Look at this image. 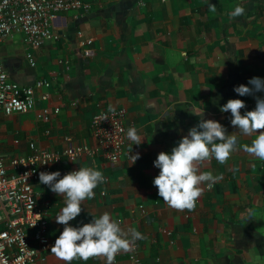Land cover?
<instances>
[{
    "label": "crops",
    "instance_id": "0c3cea01",
    "mask_svg": "<svg viewBox=\"0 0 264 264\" xmlns=\"http://www.w3.org/2000/svg\"><path fill=\"white\" fill-rule=\"evenodd\" d=\"M88 1L89 11L54 19L60 38L53 42L33 47L17 32L2 43L12 79L22 85L41 77L50 81L37 89L34 110L1 118L4 154H30L31 142L58 152L69 144H94L93 114L125 107L142 142L129 139L122 160L83 155L73 164L66 158L59 164L95 167L108 177L69 223L108 212L126 232L141 231L145 238L116 253L112 264H264V160L243 148L256 133L240 134L230 112L219 107L239 95L234 85L264 77V0ZM236 4L245 13L231 17ZM86 38L94 39V57L83 55L80 40ZM46 92L50 97L44 99ZM256 96L264 92L240 96L246 102L242 113L255 107ZM46 106L60 109L50 121L37 117ZM201 118L219 120L238 143L224 163L215 157L196 162L199 171H212L219 179L210 187L202 183L193 208L176 209L158 195L152 181L159 168L153 161ZM35 184L40 203L52 200L50 234L56 237L64 227L55 219L64 198ZM136 244L140 262L130 257ZM46 257L51 264H66L51 251ZM71 264L108 262L94 256Z\"/></svg>",
    "mask_w": 264,
    "mask_h": 264
},
{
    "label": "built area",
    "instance_id": "2783aa9c",
    "mask_svg": "<svg viewBox=\"0 0 264 264\" xmlns=\"http://www.w3.org/2000/svg\"><path fill=\"white\" fill-rule=\"evenodd\" d=\"M91 7L88 0H0V124L5 114L34 110L38 104L37 89L50 85L44 77L27 85L12 79L2 54L4 40L18 32L23 34L25 43L33 47L53 42L60 38L54 26L55 18L67 12L89 11ZM93 44V38L80 40L84 56L94 57ZM27 55L34 64L33 53ZM49 97L48 92L42 94L44 99ZM59 110L58 106L53 109L42 107L37 117L50 121L53 113ZM90 126L96 139L94 144H69L63 152H58L31 142L30 154L11 157L2 150L0 133V264H51L46 253L51 251L57 236L50 234L52 200L46 198L40 203L36 198L35 183L39 181L41 171L59 169L63 175L78 169L72 164L83 155L102 156L112 162H118L126 155L130 126L125 107L100 109L93 114ZM65 158L72 164L59 167ZM107 181L105 176L103 182ZM137 248L138 245H134L130 257L140 262Z\"/></svg>",
    "mask_w": 264,
    "mask_h": 264
},
{
    "label": "clouds",
    "instance_id": "9594fccd",
    "mask_svg": "<svg viewBox=\"0 0 264 264\" xmlns=\"http://www.w3.org/2000/svg\"><path fill=\"white\" fill-rule=\"evenodd\" d=\"M245 13L241 4H236L228 13L236 17ZM239 95L229 98L219 105L221 112H230V123L244 136L256 133L250 144L243 145L248 153L264 160V96H256V105L252 109L245 108V100L240 96L264 92V77L258 75L249 78L248 83L234 85ZM196 115L201 116L202 113ZM258 129H262L257 132ZM127 136L135 144L142 142L135 127H129ZM237 135H230L227 128L214 118H201L188 129L170 151H160L153 163L159 168L153 177L158 195L170 207L176 209L193 208L202 191V183L211 186L219 176L212 171H199L197 163L215 157L224 163L235 150ZM139 153L135 155V159ZM51 161V160H50ZM105 180L103 172L91 166H79L78 169L63 175L59 169L41 171L39 183L64 198V204L55 215L58 223L64 225L51 246V252L66 264L74 259L88 260L89 257L104 256L108 264H112L117 252L128 251L134 241L144 239V235L136 228L125 231L112 219L108 212L92 216L88 222L73 225L69 223L82 210V202L94 195V189ZM130 236V238H129Z\"/></svg>",
    "mask_w": 264,
    "mask_h": 264
},
{
    "label": "rangeland",
    "instance_id": "374dc122",
    "mask_svg": "<svg viewBox=\"0 0 264 264\" xmlns=\"http://www.w3.org/2000/svg\"><path fill=\"white\" fill-rule=\"evenodd\" d=\"M71 13V12H70ZM64 14V13H63Z\"/></svg>",
    "mask_w": 264,
    "mask_h": 264
}]
</instances>
